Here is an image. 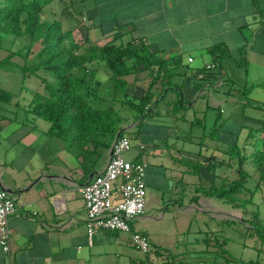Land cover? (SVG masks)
<instances>
[{
  "label": "crops",
  "instance_id": "obj_1",
  "mask_svg": "<svg viewBox=\"0 0 264 264\" xmlns=\"http://www.w3.org/2000/svg\"><path fill=\"white\" fill-rule=\"evenodd\" d=\"M80 15L89 33L97 31L103 41L118 32L116 23L124 26L128 38L148 43L150 50L166 59L169 69L186 68L187 79L203 74L202 68L212 62L208 48L222 45L229 54L221 59L222 74L216 83L227 86V91L217 92L214 99L197 82L182 90L186 108L195 107L201 98L199 111L208 115V110L213 111L210 123L217 131L211 132L208 143L200 140L204 133L187 136L192 128L187 130L182 123L192 124L196 116L190 119L179 114L174 125L149 115L141 122L133 121V116L126 121L125 127L132 126L125 134L131 142L125 157L144 164L146 184L145 211L131 226L145 232L151 245L157 246L146 230L163 217L162 207L167 204L165 210L169 211L170 205L176 206L182 214L217 207L218 199L204 192L211 189L216 175L222 182L228 177L234 164L230 147L242 143L249 128L264 127V0H95ZM226 59L238 63L234 64L242 74L240 82L224 69ZM206 75L211 81L215 78L210 73L203 79ZM27 82L29 90L15 101L16 106L21 103L19 109L4 107L13 117L0 114V182L6 190L25 189L20 196L8 192L16 199L17 209L8 217L9 251L0 246V264H130L136 256L128 233L100 229L88 237L85 202L78 191L101 170L114 140L108 146L90 143L80 147L54 134L50 122L32 110L33 90L38 89L40 79L30 77ZM131 90L129 87L130 94ZM207 94H211L210 105ZM11 97L4 94L5 100ZM165 105L170 113V106ZM224 105L229 115L217 125ZM236 108L242 110V120L236 121ZM248 108L252 113H245ZM212 165L223 169L216 173ZM247 171L253 172L254 187L264 205V182L258 186V172L254 168ZM181 204L185 206L181 208ZM217 205L225 211L228 204L221 201ZM256 206L253 204L255 211Z\"/></svg>",
  "mask_w": 264,
  "mask_h": 264
},
{
  "label": "trees",
  "instance_id": "obj_2",
  "mask_svg": "<svg viewBox=\"0 0 264 264\" xmlns=\"http://www.w3.org/2000/svg\"><path fill=\"white\" fill-rule=\"evenodd\" d=\"M61 3L69 4L72 8V12L67 7L62 10L70 23H73L76 15L83 20L82 15L75 13L76 0H5L0 9V33L27 38L26 50L22 55L23 63L12 61L18 52H11L0 64H13L27 79H40L38 89L33 90L32 110L50 122L54 134L63 135L80 147L90 143L108 146L118 131V137L126 136L123 134L126 130H121L128 124L126 121L130 117L120 112L124 107L134 112L133 121L141 117L140 122L161 102L170 107L174 104V113L186 108L182 88L173 79L177 72L169 69L166 59L150 50L148 43L142 39L128 38L127 28L118 29L110 39L101 43L95 42L89 37L90 29L83 26V23L80 26H83L86 35L84 40H78L73 33V25L65 26L62 16L56 18L52 11L55 5ZM208 53L212 56L213 69L216 68L212 81L205 76L211 81V85L216 84L218 75L222 74L221 59L229 54L222 45L208 48ZM102 69H106L105 72ZM204 75L205 73L199 77L196 73L202 79ZM129 87L136 89L135 94L128 92ZM27 90L29 89L26 88L23 93ZM169 92L171 95L168 99ZM176 114L180 113L172 116L176 117ZM260 134H264V127L249 128L244 141L236 142L230 147L229 155L234 162L231 164L230 173L233 175L236 172L238 177L232 181H228V177L223 178L224 185L229 187L225 188L221 181L219 186L213 184L208 192H203L218 197L230 206L241 208L246 214L250 213L251 227L245 226V229L249 237L253 236L260 241L261 248L264 245V225L261 224L258 210L253 208L255 202L251 199L256 188L250 190L251 188L246 187L252 174L244 168L245 164H250L258 172V186L264 182V136L260 137ZM256 136L259 137L261 145L253 153L255 157L251 160V152L245 151L254 144ZM241 189H247L250 198L243 196L240 199L238 193ZM241 221L246 225L245 217H241ZM203 241L208 245L205 251L214 253L213 264H262L258 260L245 261L236 257L222 243H211L206 236ZM161 248L150 243V250L145 252V258L135 257L130 264H157L149 260L148 253L153 250L154 257L161 258ZM175 259L169 253L164 262L159 264L211 263L207 260L188 263Z\"/></svg>",
  "mask_w": 264,
  "mask_h": 264
},
{
  "label": "rangeland",
  "instance_id": "obj_3",
  "mask_svg": "<svg viewBox=\"0 0 264 264\" xmlns=\"http://www.w3.org/2000/svg\"><path fill=\"white\" fill-rule=\"evenodd\" d=\"M5 0H0V9L2 8ZM84 5L82 4L81 1H77L74 4V10L76 14H80L82 10L86 9V7H89L91 5H95V0H83ZM64 7H67V10H71V6L69 4L61 3L57 4L54 6L52 9L56 18L61 17L63 24L65 26H68V24H72L73 28V33L75 37L78 40H84L85 34H84V28L80 26V23H83V20L81 19V16H77L76 18L73 19V23H70L67 15H64L62 13V10ZM82 25V24H81ZM89 25V24H88ZM105 25V23H104ZM115 28L116 30L120 28H125L124 26L119 25L116 23ZM97 34V35H96ZM96 34H91L89 35L90 39L95 40L97 38L98 41H103L102 38H100V35H98V32L96 31ZM125 37V36H122ZM107 39H110L108 37ZM105 39V40H107ZM27 38L24 36H19L15 34H10V33H0V61H2L7 55L11 52L17 53L13 56L12 61H17L20 63H23V57L22 55L24 54V51L26 50V43ZM101 43V42H99ZM22 54H19V53ZM198 58L197 55L193 54ZM223 66L226 72H231L233 75V78L235 82H240L242 80V74L234 63L238 64L235 61H230L229 59H226L223 61ZM243 64V63H242ZM242 66V65H241ZM182 71L177 70L173 75L174 82L179 85L183 91L187 89L188 86H194L197 83H201L200 86L207 87L205 88L206 90H209L211 94L214 96V99L218 96L217 92L221 93L222 89L228 90L229 88L225 86L224 84L221 85H216V84H211L207 85V79H198L196 76H191L188 75V79L184 75V73L187 72V69L181 67ZM106 69H102V72H105ZM216 70L211 68V69H205L204 67L202 68L203 73L205 74H210L214 73ZM225 71L224 73L227 74ZM224 74V76H226ZM220 78V75H218V79ZM28 79L25 77V75L19 70V68L13 66V64L5 63L0 64V114L5 115L7 117H13V115L7 111L5 108L12 110H18L20 107V104L18 106L15 105V101H18L17 99H21V95L25 91V87H27ZM189 81H191L189 83ZM135 89V88H132ZM11 94L12 97L10 99L5 100L4 94ZM132 94H135V91L131 90ZM211 94H207V101L209 105L211 104L212 98ZM240 94V93H239ZM239 94H235L239 97ZM171 93H168V99L170 98ZM241 97V95H240ZM16 99V100H15ZM10 101V102H9ZM21 102V100H19ZM186 102V101H185ZM186 106H188V103H184ZM201 104V98L198 101L197 105L195 107H191L190 110L189 108H182L178 112L175 111V113H180L182 115H186L188 118L192 119L194 116L197 117L196 121L193 122L192 124H184V127L187 128V130L191 129L192 130L187 133V136L190 135H203L205 134V138H201L200 140H206L207 143L211 140L210 136L211 132L214 131L213 134L216 133L217 130H215V125L210 123V113H213V111L210 109L208 110V114H205L204 112L199 111L198 105ZM174 104L171 105L170 107V113H166L167 107L165 104H162V102L152 109L150 112L149 116L152 117H159L160 119H164L165 125H174V115L175 113L172 111V107ZM5 107V108H4ZM227 105L222 106V112L218 116L219 122L217 125L221 124L224 117L226 115H229L228 111L226 110ZM127 110V111H126ZM220 108H215L216 114L219 112ZM120 112L123 113L125 116H133V112L131 109H120ZM159 112H164L163 114L160 115ZM242 110L240 108H236L234 112V117L236 121L242 120ZM245 113L250 114L252 113L251 109H246ZM19 117L22 115L21 110L18 112ZM178 116V114H176ZM124 116V117H125ZM132 122V120H131ZM130 122V123H131ZM217 128V127H216ZM198 129L199 132L197 131ZM123 134H128V131L123 132ZM260 137H263L264 135L260 134ZM254 144L247 148L245 151L246 153H250L251 155V160L254 159L255 155L253 154L258 147L261 145V141L258 136L254 138ZM241 143V142H239ZM203 155H208L206 153H203ZM244 168L246 170H252V167L250 164H245ZM213 171L216 173L221 172L223 169L222 167H219L217 165H212ZM233 170V169H232ZM228 172V171H227ZM236 173V172H235ZM231 174L229 173L228 175V181H232L233 178L238 177L236 174ZM253 172L251 171L250 174ZM255 177L252 176V179L247 182L246 187L251 188L250 190H253V187L255 186ZM220 177L216 175L214 185L219 186L220 185ZM229 186L226 185L225 188H228ZM243 196H246V198H250V192L246 189H241L240 193H238V197L240 199L243 198ZM218 199V197H217ZM253 201L258 205L256 206V209H258V214H259V220L261 224L264 225V205L260 203V191H254V196ZM219 200V199H218ZM218 202L215 201V206L210 212H205L201 211L200 209H195L190 211L189 213H180L177 209L176 206H169V211L165 210V207L167 206L164 205L162 207V213H165L162 218H160L157 221H154V227L147 229V233L151 235V238L153 239L154 243L157 245V247H162V256L161 258L154 257L153 250L148 253L150 254L149 260L153 263H161L164 262L165 258H167V255L170 253L175 256V261L178 260H185L186 262H196V260H207L210 261L213 264V259L214 253L212 254L209 251H205L206 243L203 241L204 237L206 236L211 243L215 242H220L223 244V247L229 251L231 254H233L236 257H239L245 261L248 260H258L262 264H264V245L260 248V241H258L255 237L248 236V233L245 229V226L247 228H250V221H251V216L250 213H245L241 208L233 205H226V210L222 211V207L218 208ZM182 205V204H181ZM187 205V204H186ZM255 205V204H254ZM185 204L181 206L184 207ZM230 206V207H229ZM254 208V207H253ZM228 210V211H227ZM156 217H160V214H157ZM241 217H245L247 220L246 225L242 223ZM154 233H153V232ZM210 245V244H209ZM155 246V245H154ZM212 247H210L211 250ZM136 250V249H135ZM133 250L132 249V255H135L136 258L139 259H144L146 256L145 252H140L138 250ZM199 256V257H198ZM147 260L146 263L149 262ZM203 263V262H201Z\"/></svg>",
  "mask_w": 264,
  "mask_h": 264
},
{
  "label": "built area",
  "instance_id": "obj_4",
  "mask_svg": "<svg viewBox=\"0 0 264 264\" xmlns=\"http://www.w3.org/2000/svg\"><path fill=\"white\" fill-rule=\"evenodd\" d=\"M188 60L191 62L192 58ZM205 67L209 69L213 64ZM130 146L127 136L117 137L112 143L111 155L101 170L87 184L80 186L78 191L85 202L89 238L100 229L126 232L133 248L149 252V237L131 226V221L145 211L146 184L144 164L125 157ZM16 209L15 198L0 182V246L5 252L9 251L8 217Z\"/></svg>",
  "mask_w": 264,
  "mask_h": 264
},
{
  "label": "water",
  "instance_id": "obj_5",
  "mask_svg": "<svg viewBox=\"0 0 264 264\" xmlns=\"http://www.w3.org/2000/svg\"><path fill=\"white\" fill-rule=\"evenodd\" d=\"M141 119V117L136 121V122H138L139 120ZM135 122V123H136ZM134 123V124H135ZM132 125H130V126H127V127H124V128H122V130L121 131H125V130H127V129H129L130 127H131ZM119 134H120V131H118L117 132V134H116V136H115V138H114V140L119 136ZM111 155V154H110ZM110 157V156H109ZM88 182H86L85 184H87ZM6 190V189H5ZM7 192H11V193H14V194H18L19 196L25 191V189L23 190V189H20V190H16V191H12V190H6ZM15 201H16V199H15Z\"/></svg>",
  "mask_w": 264,
  "mask_h": 264
}]
</instances>
